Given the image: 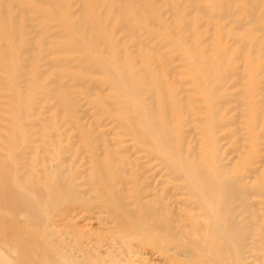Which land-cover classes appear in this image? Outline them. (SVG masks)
<instances>
[{"label": "rangeland", "instance_id": "374dc122", "mask_svg": "<svg viewBox=\"0 0 264 264\" xmlns=\"http://www.w3.org/2000/svg\"><path fill=\"white\" fill-rule=\"evenodd\" d=\"M40 1L0 0V35L4 33L7 37H0V185L3 189L7 180L20 185V199L31 208L27 210L50 216L53 213L46 208L48 198L36 202L34 188H44L43 184L57 176L73 183L76 170L83 173L78 174L80 179H75V184L81 182L91 165L84 157L90 152L103 157L106 144L115 142L116 138L128 140L122 132L129 128V121L116 109L115 96L126 102L123 107L128 110L124 111L131 117L135 115L130 112V106L136 101L153 109L158 120L166 117L162 122L172 129L173 144L164 147L165 155L177 153L183 166L188 159L198 161L206 172L205 178L179 173L178 180H172L163 176L168 169L153 154L143 158L149 173L161 171V176H156V181L151 183L155 186L162 181V188L171 194L177 193L181 204L174 209L165 206L160 216L169 220L170 215H176L175 229H184L185 236L174 241L187 242L190 252H181L174 260L164 257L153 245L140 243L134 250L151 257H133L125 262L116 251H112L111 257H105L101 246L97 264H109V261L117 264H215V261L217 264H261L257 258L264 257V192L259 189L264 184V0H135L121 6L114 0ZM62 19L83 25L77 29L80 34L75 37L79 39L76 46L64 43L62 33L78 32L66 31ZM88 39L97 44L94 45L97 52L103 44L102 52L93 55L97 52L86 45ZM95 58L108 65L112 75L126 71L123 74L129 73L133 79V73L139 83L143 82V91H134L138 84L132 81L127 85L130 88L113 85L110 74L104 67L98 68ZM132 143H135L132 153L141 150L136 142L127 141L124 145ZM62 170H66V175H59ZM232 177L241 178L246 187L244 199L248 196V200L243 199L242 206L234 202L229 207L221 204L223 197L218 182ZM141 185L146 182L142 181ZM158 187H152L149 192L158 196ZM78 189L85 197L89 187L81 185ZM164 203L169 204L166 200ZM252 203L255 206L252 213H246L249 208L245 206ZM8 207L0 198V216L16 215L17 210L11 207L13 212ZM90 209L97 210L94 205ZM230 209L232 213L228 212ZM27 210L23 211L28 213ZM214 213L217 221L229 216L241 228H246L242 249L229 243L226 252H221L222 243L207 245L208 242L213 245L220 238V234L208 231ZM97 216L98 221L79 220L77 224L109 230L104 214L97 213ZM13 232L14 229L9 230L12 234L0 236V246L3 242L0 262L4 261L1 264L18 263L14 257L17 252L10 242ZM73 235L65 233L49 240L57 239V245L67 250L65 244L81 242ZM154 237L163 241L172 238L163 234ZM192 242L198 245L192 246ZM7 254L12 258L8 260Z\"/></svg>", "mask_w": 264, "mask_h": 264}, {"label": "bare ground", "instance_id": "6f19581e", "mask_svg": "<svg viewBox=\"0 0 264 264\" xmlns=\"http://www.w3.org/2000/svg\"><path fill=\"white\" fill-rule=\"evenodd\" d=\"M84 1L90 2L92 0H84ZM126 1L128 2V4H130V2L135 3V0L134 1L133 0H114L116 5L118 6H121V4ZM59 7L60 6H58V8ZM50 8L52 7L50 6L49 9ZM118 11L121 12L122 10L118 9ZM62 14L61 16L63 18L64 16ZM70 14L71 13H69L68 15ZM124 14L127 16V12L123 13V15ZM67 16L65 15V17ZM70 16H72V14ZM81 16L78 19L80 22H81L80 18H82ZM84 18L85 17H83V19ZM76 19L77 17L75 18V20ZM62 20L64 23L63 28L66 31L75 30L76 32H78V34L75 33L74 35H73L74 32H72V35H70L71 33L65 34V32L63 31L65 34L64 35L62 33L63 35L62 38L63 40L65 39L64 43L67 42V43H70L76 46L77 44H79L78 42L79 39L78 38L76 39L75 37L77 35L79 36L80 34V31L77 29L82 28L83 25L80 27L78 26V23L75 24L76 22L74 21L75 22L74 23L70 19L69 20L71 22L69 20L67 21H64V19ZM121 21H122V17H121ZM85 25L87 27V24L84 23V27ZM5 32L8 34L6 30ZM2 34H3L2 36H4V33ZM2 36L0 35V37ZM57 38L59 37L57 36ZM4 39H7V37ZM92 40H95V39L92 38ZM91 41H89L88 39V43L86 45L94 49L95 48L94 45H97V44H94ZM57 46L58 45H56V47ZM70 47L71 46H69L68 50L70 49ZM100 48L101 49H99V45H98V49H99L98 51L100 50L101 51L97 52L96 51L97 47H96L95 48L96 50L94 49V51H96L97 53L94 52L95 54L93 55H96V54L98 55V53L102 52V49L104 48L103 44H101ZM72 49L73 48H71V50ZM3 59H2V62H4ZM5 59L7 60V57ZM96 60L98 62L97 64L98 68L100 65L104 67V69H106L104 71L105 72L107 71V74H110L112 78L110 76L109 77L111 80L113 79L112 80L113 85L115 84V85L126 86L130 88V86H127V85L130 84V82L132 81L135 84H138L134 91H137V93L143 91L145 87V86L143 87L142 85L143 82L139 83L138 79L133 77V73H132V78L134 80L130 78V75H128L129 73L123 74L126 71H124L122 74H119V75L117 74L112 75L111 72H109L110 70L109 69H108L109 71L107 70L108 65L103 63L101 60L100 61H98V59ZM8 61L11 62L10 60ZM80 61L81 59H79V62ZM123 88L125 87H121V89ZM54 91L55 90H53V94L55 93ZM66 94L64 95L66 96ZM115 97L116 98H114L115 100L114 104H115L116 109L118 108L119 112L124 116L123 118L129 121V124H128L130 125L129 128L128 129L123 128L124 130L122 132V135L128 137V140L116 138L115 142H109L108 144H106L105 145L106 151L103 157L98 156L95 151H94L95 153L93 152L91 153L90 152L91 147H90V150L88 149V151L91 153V155H89L90 154L89 153L87 157H84V160L91 163V165L88 167V170L85 171V176L82 177V180H80L81 182H77L75 184V181H76L75 179H80V175L78 174L81 173L82 171L74 170L75 172H73V170H71L74 174L73 183L70 182V184L72 183L71 185L68 183V180L66 182L65 179H63L60 176H57V178L53 177L54 179H52L51 181H48L45 184H43L42 182V184L45 185L44 188H41V187L34 188V197H35L36 202L41 200L43 197H47L48 204L46 208L48 209V212H51L53 214H51L50 216L43 217L37 211H34L33 208L32 210L36 213L34 214V212L30 210L33 213V215H31L32 213L29 214L30 211L27 210L29 208V206L27 205L28 203L26 204L25 202L22 201V199H20L21 193H22V188H20V185L17 186L15 185L14 182H12L11 180L9 182L7 179H4V180H7V182L4 183L5 186L3 185L5 187L4 189L0 185L2 187V191L4 190L3 194L2 195L0 194L1 195L0 198H2L3 201H6L7 205H9L8 209L10 210L13 209L15 211L17 210V213L12 210L16 214L15 216L13 215L14 217L12 215L11 217L10 214L8 216V214L3 211H1L2 214L5 213L7 215L4 217L0 216V236H3L5 234L8 235L9 230L11 231L12 229H14V232H13L14 234L13 236H11L12 238H10L11 240L10 242L12 245L11 248L15 252H17V254L14 255V257H17V259L15 260L18 262L17 264H97L98 263L97 257H100V255L98 254V250L100 249L101 246L104 247V251L102 252V254L105 255V257H111L112 251H116L117 253H121L120 254L122 257L121 260L125 262L130 261V259L132 260L133 257H146V256L151 257V255L149 256L147 255V253H141L137 251L138 249L134 250L135 247L139 246L138 244L140 243L153 245L161 253H163L164 257H169V258L172 257L171 259H174V260H177L176 257H179L181 255V252L185 254L190 252V249H189L190 247L188 245H185L187 242L185 244L183 243L180 244L174 241L177 239V237H180L181 235L185 236L184 229H175L174 224L175 222H177L176 215L175 214H172V216L170 215L169 220H165L160 216L161 213L163 214V212L165 211V206L169 205V207H172L174 209L175 207H177L178 204H181L179 203V200H177V193L171 194L170 192L167 191V189L162 188V185L164 184V182L162 181L155 183V186L157 185L159 186L158 187L159 192H156L158 196L155 195V193L149 192L150 190H152V187H155L152 183H154V181H156V179L161 176V174L159 173L161 171L159 170L157 174L155 173L154 175H152V173H149L150 170L145 166L146 162L143 160V158L148 157L149 155L153 154L157 158L159 163L165 166L166 169H168V172L162 175L168 177L169 179L171 178L172 180H178L179 173H183L187 175V177L188 175L189 176L197 175L201 178H205L206 172L203 170L201 165L197 163L198 161H195L193 159H188L186 160L188 161L186 162L187 164L183 166V164L180 163L181 161L179 162V157H177V153H175L176 155H172L170 153H169V156L165 155L164 147H166L168 144H173V138H172L173 131L172 129L170 130L167 127V125H164L162 122V120L164 121L166 117H164L161 120H158L156 117V114H154L153 109L144 107L136 101H132V106H130L131 107L130 112H132L135 116L134 117L128 116L127 112H125L128 110V108L127 109L124 108L125 107L124 105L126 102L120 99L119 97L117 99V96ZM57 98L60 99V97H57ZM55 99H56V95H55ZM62 100L63 98L61 99V101ZM68 100L70 99L68 98ZM59 102H58V105H59ZM70 102L71 101H69L68 103ZM74 102L75 101H73V103ZM62 104L60 106L65 105V104L64 105ZM22 105L24 106L23 103ZM22 107H20L21 110H23ZM63 108H65V106ZM91 136L92 135H90L91 142H92ZM108 140L110 141V139ZM127 141L136 142L137 144H139L141 150H135V152L132 153L133 152L132 150L135 149V143L125 146L124 143H126ZM87 146H90V144ZM92 148H95V147H92ZM169 151L171 153H174V151L171 149ZM139 153H144V155H137ZM65 159L67 160V158H64L63 160ZM78 161H80V159H78ZM80 166H83V165L80 164ZM190 167H192V169ZM66 170L65 171L62 170L63 172H61L59 175H63V174L66 175L65 174ZM71 171L69 170V173ZM218 176H219V173H218ZM47 177L48 176L46 174V178ZM124 177L128 178L127 181L125 180ZM50 178L51 177L49 175V180ZM140 180L141 182L145 181L146 185L143 186L141 185V182L138 183ZM70 181H71V177H70ZM81 185H85L86 187L87 186L89 187V190L87 191L85 197L81 196V192L78 189L79 186ZM97 186L100 190L97 189ZM117 186L122 187L126 191L120 190L119 188H117ZM218 187L223 197L221 200L222 205L229 207L230 204L232 205L234 202V203H237V206H242L244 205L245 200L246 201L248 200V196L247 197L245 196L247 199H244V195H246L247 191H246L245 185L242 183L241 178L232 177L228 179H223L218 182ZM193 188H194V185H192L191 189ZM259 189L262 192H264V184L259 185ZM212 196L213 194H211V197ZM158 197L161 200H159ZM243 199H244V202H241L243 201ZM164 200L168 201L169 204H165ZM91 205H94L97 210L92 211L90 209ZM245 207L249 208L248 210H246V213H250L255 206L252 203ZM23 210L24 211L27 210L28 213L24 212ZM193 210L195 211V209ZM228 212L232 213V209H230ZM97 213L104 214L105 220H107L110 224L109 230H102L101 228H99V226H95V225L93 226L91 224L89 226H84V224H80V225L77 224L79 220L80 221L85 220L89 222H91V220L98 221L99 219L97 218L98 217ZM28 214L31 216H29ZM211 215L214 219L213 220L214 222L209 221L210 225H208L209 226L208 231H210V233L215 232V233L220 234V238H218V240L217 239L214 240L216 242L213 245H211L210 242H208L207 245L215 246V245L222 243L223 245L220 248L221 252H226L225 248L229 243H235L239 249H242L243 242L245 240L244 229L245 231H247L246 228L245 227L244 229L241 228L238 222H236V220L230 218L229 216L228 218H226V220L223 219L222 221L220 220L217 221L215 218L216 213L211 214ZM14 220L17 221L18 223L13 224L15 222ZM5 221L6 223H4ZM195 222H196L194 223L195 226L199 229L200 228L199 223L197 221ZM41 224H42L41 226L42 228H38L37 225H41ZM58 229H62V230H58ZM65 233L71 234V235H73L72 233H74L73 236L77 235L78 239L81 241L80 244H76V242H73V244L68 245L67 243L65 244V247L67 246L66 247L67 250H65L64 246L59 247V245H57V242H58L57 239L49 240V238H52L54 236L60 237L61 234H65ZM9 234H12V233H9ZM155 234H158V235L163 234V237H167V238L172 237V238L168 241H163L159 239L158 237H154ZM134 242L137 244H134ZM191 245L192 246L198 245V243L192 242ZM2 246H3V242H2ZM2 246H0V253L2 251V248H1ZM115 246H118L119 248H116ZM83 248L86 249L85 252ZM166 252H170L171 254L167 255ZM2 256L4 255L2 254ZM8 257L9 255L7 254L8 260L12 258V257H9V258ZM77 257H81V258L79 259ZM242 260L243 258L241 257V261ZM253 260H255V258H253ZM257 260H258V263L264 264V257H259V259L257 258ZM1 262H4V261L1 260ZM12 262L14 263V260ZM109 262H110L109 264H117L114 261H109ZM5 263L7 262L5 261ZM10 263L11 262L9 261V264ZM147 264H157V262H150V263L147 262ZM215 264H217L216 261H215Z\"/></svg>", "mask_w": 264, "mask_h": 264}]
</instances>
